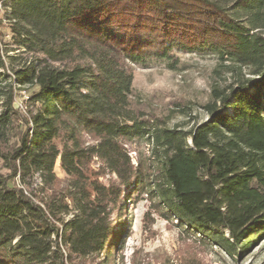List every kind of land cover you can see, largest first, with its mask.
Returning <instances> with one entry per match:
<instances>
[{
	"label": "trees",
	"instance_id": "16d2710c",
	"mask_svg": "<svg viewBox=\"0 0 264 264\" xmlns=\"http://www.w3.org/2000/svg\"><path fill=\"white\" fill-rule=\"evenodd\" d=\"M9 9L4 45L43 59L9 71L15 58L0 48V264L110 258L109 212L124 208L125 186L144 188L181 232L233 261L264 240V0H9ZM175 52L208 54L232 78L211 89L207 120L189 130L130 105V65L174 70ZM22 87L36 88L24 112L14 106ZM137 141L151 148L155 181L131 161Z\"/></svg>",
	"mask_w": 264,
	"mask_h": 264
},
{
	"label": "rangeland",
	"instance_id": "374dc122",
	"mask_svg": "<svg viewBox=\"0 0 264 264\" xmlns=\"http://www.w3.org/2000/svg\"><path fill=\"white\" fill-rule=\"evenodd\" d=\"M3 18H7L6 14L0 13V19ZM4 32L0 38L1 50L15 58L13 62L7 60L9 71L18 69L25 61L43 59L42 55L25 53L13 43L5 46L4 41L9 43L11 34L8 30ZM175 55L179 62L174 70L164 61H152L146 68L130 65L133 75L130 105L148 117L161 119L168 128L189 130L207 120L203 106L210 101L211 89L224 87L232 78L225 66L208 54L175 52ZM18 89L14 106L24 112L27 97L36 88ZM129 156L135 166L141 162L145 178L155 181V167L152 166L155 160L144 141L133 143ZM97 167L98 163L94 162L93 168ZM54 173L59 181L66 179L59 158ZM99 180L107 184L116 182V177L106 175ZM121 199L122 211L109 212L116 233L113 256L73 257L66 264H264V240L248 255L233 261L217 248L203 245L181 232L174 222L163 216L162 209L144 188L133 193L125 186L121 189ZM70 218L71 215L65 219Z\"/></svg>",
	"mask_w": 264,
	"mask_h": 264
},
{
	"label": "built area",
	"instance_id": "2783aa9c",
	"mask_svg": "<svg viewBox=\"0 0 264 264\" xmlns=\"http://www.w3.org/2000/svg\"><path fill=\"white\" fill-rule=\"evenodd\" d=\"M0 13L6 14L7 18L0 19V23H7L9 20L10 9H9V0H0ZM7 37V36H6ZM1 48V45H0Z\"/></svg>",
	"mask_w": 264,
	"mask_h": 264
}]
</instances>
